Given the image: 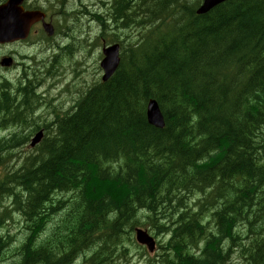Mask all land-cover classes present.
Segmentation results:
<instances>
[{"label": "trees", "instance_id": "trees-1", "mask_svg": "<svg viewBox=\"0 0 264 264\" xmlns=\"http://www.w3.org/2000/svg\"><path fill=\"white\" fill-rule=\"evenodd\" d=\"M201 1L90 11L114 39L109 22L126 32L116 72L56 116L34 153H13L32 133L0 139V165L5 152L21 164L0 181L7 217L28 232L18 264H109L138 226L169 232L166 264H264V0L198 14ZM3 87L0 125L30 117L37 99ZM152 97L163 129L147 120Z\"/></svg>", "mask_w": 264, "mask_h": 264}, {"label": "rangeland", "instance_id": "rangeland-1", "mask_svg": "<svg viewBox=\"0 0 264 264\" xmlns=\"http://www.w3.org/2000/svg\"><path fill=\"white\" fill-rule=\"evenodd\" d=\"M61 4H63V9L65 11V15L68 16L70 18V26H73L75 24V21H78L79 25L77 28H75L74 30L70 29V30H66V32L68 31V34H71L72 36L75 37L74 43H75V48L76 49H71V51L76 54V60H79L81 62H84V67L85 69H89V70H94V69H99V65H100V61H101V47L102 45L104 46V44H106L105 42H102V45L98 46L100 41H96L95 39V34L98 35L99 33V28L97 26V24H93V23H88L89 21H87L86 19H83L81 13V7L83 5V0H73V3H68L67 5L61 1ZM91 11H96L99 12V8L96 7H92ZM79 14V15H78ZM89 14V13H88ZM90 15V14H89ZM89 20L96 22L95 20H93V18L91 16H89ZM87 35H90L89 38H86ZM84 39H87L88 44H90V46L85 47L84 49L81 48V52H78L77 47L80 46V41H83ZM37 39H33L32 42L36 41ZM79 40V41H78ZM121 40L124 41V43H126V39L121 36L120 37V42ZM92 44H94V46H92ZM96 45V47H95ZM17 49L16 47L13 49L15 50ZM47 49V45L45 46V50ZM18 51V49H17ZM90 51V52H89ZM42 59V58H40ZM29 64H31V68L29 71H31L30 74V78L33 80H41L42 76L44 75V69L46 67V65H42L38 59H34L31 60V62H29ZM57 67L60 69L63 67V62L62 61H57ZM23 73V72H22ZM46 82H48L46 80ZM84 85V82L83 84ZM47 86H51V84L48 82ZM13 92V91H12ZM16 94V92H13ZM30 96V95H29ZM30 97H27V101H29ZM41 102V100H40ZM37 99V105L38 103H40ZM35 108H31V110L29 111V113L32 112L31 116L28 117L27 119L25 118L24 121L29 120L31 121L33 118V112ZM67 113V111H63L62 114ZM56 118L53 117L51 119V121H53ZM19 151H22L23 154H27L30 151V147L29 145H26L25 147L21 148ZM17 152V151H14ZM17 163V159L12 157L11 160V164H12V169H14L15 165ZM5 173V167L1 166L0 167V180L2 178V176ZM5 208L0 206V213L4 210ZM11 222L9 223V227L8 230L10 232V234L12 235H16V237L12 238V239H16L7 249V251L3 254L4 259L2 262H0V264H18L19 260V255H18V251L17 248L20 244V240L22 239V227H23V223L21 222V219L17 216H15V219H11ZM6 226H0V235H4L6 234L7 230L5 229ZM168 236L167 234H161V241L165 242L167 240ZM238 254H234V258L237 257ZM238 260L241 261L240 257H238ZM77 261H80V259L76 260L74 263H76ZM76 264H79V262H77ZM116 264H152L151 262H148L146 260H143L142 258L138 257V251L135 250L134 254L132 253H128L126 254V256L122 257L118 256L116 257Z\"/></svg>", "mask_w": 264, "mask_h": 264}, {"label": "water", "instance_id": "water-1", "mask_svg": "<svg viewBox=\"0 0 264 264\" xmlns=\"http://www.w3.org/2000/svg\"><path fill=\"white\" fill-rule=\"evenodd\" d=\"M19 0H11V5L18 2ZM225 0H203L202 5L198 9V13L203 14L211 10L213 7L218 5L219 3ZM8 6H3V9H0V36L4 35L5 27L7 25V20L5 18ZM104 53L106 58L102 62L106 70V74L104 75V79H107L117 68L119 63V45H113L104 49ZM148 120L151 124L157 127L164 126V117L162 111L160 109L159 103L155 99H151L148 104ZM37 142L35 139L33 145ZM137 239L144 244H147L150 250H154L155 248V241L154 239L144 230L138 229L137 230Z\"/></svg>", "mask_w": 264, "mask_h": 264}, {"label": "flooded vegetation", "instance_id": "flooded-vegetation-1", "mask_svg": "<svg viewBox=\"0 0 264 264\" xmlns=\"http://www.w3.org/2000/svg\"><path fill=\"white\" fill-rule=\"evenodd\" d=\"M112 2L113 0H93V4H92V7H105V6H110L112 5ZM38 6L37 3H31V2H28L26 5H25V8L26 9H29V8H36ZM36 32H38V30H36ZM38 40L32 42V44H36ZM22 43L18 42L15 44L16 45H20ZM0 47H2L0 45ZM15 47H12V50L14 49ZM15 52L18 53L17 49L11 51V53L9 54L10 56H12L14 58V63H13V66L12 68L10 69L11 70V73L8 77V80L10 81L11 85L13 84L12 81L13 80H16L18 82H25L26 84H31L34 88L38 89V88H41L43 83H44V75L42 76L41 80L37 81V82H34V83H30L28 82V80H32L30 78V74H31V71L30 70V66L31 64H29V62H31V60H33L32 57L28 56V55H23L22 59H18L17 56L15 55ZM3 55V54H2ZM43 59V58H42ZM19 65H23V70L22 71H18V73H16L17 71V67ZM23 72V73H22ZM45 83L46 85L48 84V82H46L45 80ZM13 95H17V93H13ZM40 103H38L39 105ZM14 105H15V102H14ZM14 112H16V106L13 110ZM5 116V115H4Z\"/></svg>", "mask_w": 264, "mask_h": 264}, {"label": "bare ground", "instance_id": "bare-ground-1", "mask_svg": "<svg viewBox=\"0 0 264 264\" xmlns=\"http://www.w3.org/2000/svg\"><path fill=\"white\" fill-rule=\"evenodd\" d=\"M80 2H81V0H80ZM125 4V3H124ZM96 8H100V7H96ZM133 14V13H132ZM123 16V15H122ZM183 24V23H182ZM104 47H106V44H104ZM190 87V86H189ZM31 97H33V96H31ZM31 97H30V99H31ZM11 98H14V97H11ZM5 103V102H4ZM8 103H9V101H8ZM2 104H3V102H2ZM12 103H10V105H11ZM9 105V104H8ZM5 105H3L2 107H4ZM4 109V108H3ZM6 110V109H5ZM11 117H13V116H11ZM14 117H15V114H14ZM251 168V167H250ZM253 169V168H252Z\"/></svg>", "mask_w": 264, "mask_h": 264}]
</instances>
